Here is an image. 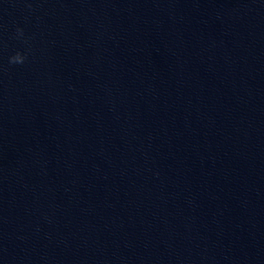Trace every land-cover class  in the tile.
Instances as JSON below:
<instances>
[{
    "label": "water",
    "instance_id": "water-1",
    "mask_svg": "<svg viewBox=\"0 0 264 264\" xmlns=\"http://www.w3.org/2000/svg\"><path fill=\"white\" fill-rule=\"evenodd\" d=\"M0 264H264V0H0Z\"/></svg>",
    "mask_w": 264,
    "mask_h": 264
}]
</instances>
